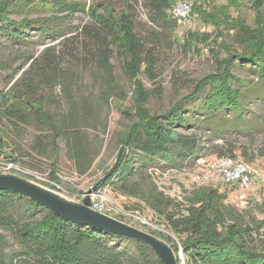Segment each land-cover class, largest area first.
I'll return each instance as SVG.
<instances>
[{"label": "trees", "instance_id": "16d2710c", "mask_svg": "<svg viewBox=\"0 0 264 264\" xmlns=\"http://www.w3.org/2000/svg\"><path fill=\"white\" fill-rule=\"evenodd\" d=\"M176 2L145 0L149 19L176 31L179 24L172 15ZM211 3H194L193 15L215 29L234 30L231 44L224 40L220 51L212 50L215 72L199 79L166 112L152 114L146 107L150 92L141 76L156 80L158 51L137 34L131 11L117 13L109 5L87 6L73 0H0V41L20 52L17 68L0 86V161L18 165L32 154L50 160V178L61 186L58 162L65 152L76 173L85 176L102 154L104 113L115 104L128 122L118 134L114 165L99 166L103 176L94 187L99 191L109 187L115 196L135 200L134 211L150 209L158 229L148 232L171 247L177 264H184L180 253L185 264H264V221L247 220L227 204V192L200 186L175 198L149 174L159 164L182 170L186 161L200 159V138L183 132L195 117L211 123L236 113V119H242L245 92L253 84L235 75V63L249 65L264 87V0L253 2L254 28L229 17L237 0L218 8ZM34 11L53 15L31 19ZM76 13L87 14L92 22L77 29L62 24ZM188 40L214 44L204 34L190 33ZM115 61L133 82L130 108H123L128 92ZM27 138L32 143L26 149ZM224 157L237 155L229 150L220 154ZM258 157L264 158V148ZM30 166L39 169L36 162ZM117 219L124 222V217ZM5 234L18 244L12 254L3 248ZM0 264L164 263L144 241L78 226L27 197L0 191Z\"/></svg>", "mask_w": 264, "mask_h": 264}, {"label": "rangeland", "instance_id": "374dc122", "mask_svg": "<svg viewBox=\"0 0 264 264\" xmlns=\"http://www.w3.org/2000/svg\"><path fill=\"white\" fill-rule=\"evenodd\" d=\"M73 1L85 3L87 6L101 3L111 6L117 13L121 11H131L133 13L137 34L147 45L154 46L158 51L156 80H150L144 75L141 76L146 89L150 92V99L146 107L152 114L166 112L172 104L189 94L199 79L208 73L215 72L217 64L212 50L214 52L220 51L219 45L224 40L231 44V37L235 34L234 30L228 31L224 26L221 29H215L214 26L205 24L196 15H193V4L196 2L202 3L203 0H185L192 5L190 12L192 24L178 27L176 31L155 25L149 19L145 0ZM181 1L184 0H177L175 5ZM211 1L212 6H217L215 8L228 4V0ZM254 1L237 0L238 6L229 9V17L233 20H244L246 25L254 28L256 24ZM52 15L46 11H34L30 14V18H44ZM13 18L16 20L21 19L20 16H14ZM91 22L87 14L76 13L73 17L63 20L62 24L68 28L77 29ZM190 33L209 36L214 44L210 47L205 46L204 43L195 44L188 40ZM19 55L20 52L17 46L0 41L1 87L5 85L8 74L17 68ZM221 57H226L224 51H222ZM115 65L119 78L128 92V100L124 103L123 108H130L133 105L131 100L133 82L125 76L121 65L117 61H115ZM3 66L8 70L4 69ZM248 66H239L235 63L233 67V72L238 78L244 83L253 84L245 92L242 119L237 120L236 113L227 114L226 117L222 116L223 119L219 117L218 121H215L216 118L215 122L211 123H205L195 117L190 127L184 129L183 132L195 134L200 138V159L216 160L220 158L221 153L234 150L237 158L245 160L257 172L251 183L247 187H241L238 184H223L217 175L200 167V159L186 161L182 170L159 164L157 168H152L149 174H152L154 181L162 191L175 198H181L184 190L191 191L200 186L217 187L221 192L228 193L227 204L235 207L247 220L264 221V158L258 157L259 150L264 148V87L259 84L257 74ZM104 122L107 124V132L103 134L100 131V136L104 140V148L98 161L87 175L79 176L73 163L67 160L65 152L61 154L57 174L63 182L60 186L63 189V199L69 202H78L83 195L95 188V183L103 176L102 171L99 169L101 164L112 167L115 163L118 134L122 131L123 125L128 122V119L113 104L110 109H106ZM31 143L30 138L25 139V148L27 149ZM30 162H36L39 169L32 168ZM51 166L52 162L50 160L37 157L34 154L26 155L23 157L22 163L14 165V171L8 170L6 164L0 161V175H13L26 180L23 172H28L34 177L32 181L46 186L45 183L51 180L49 172ZM98 191L96 189L95 193ZM101 192L108 197L109 205L107 209L109 211L104 212L105 214L116 219L124 217V223L147 233L158 229L155 216L150 209L140 207L139 210L134 211V207H137L135 200L119 198L114 195L109 187ZM126 206L131 207V210H126ZM118 209L120 212H118ZM161 231L166 235H170L164 228ZM261 232L264 233V228ZM5 238L7 239L3 246L5 253L12 254L18 249V244L8 234H5ZM179 258L185 264L181 253Z\"/></svg>", "mask_w": 264, "mask_h": 264}, {"label": "water", "instance_id": "95a60500", "mask_svg": "<svg viewBox=\"0 0 264 264\" xmlns=\"http://www.w3.org/2000/svg\"><path fill=\"white\" fill-rule=\"evenodd\" d=\"M0 191H10L27 197L54 211L62 219L78 226L144 241L155 251L164 264H177L173 250L161 239L107 214L92 210L91 196L96 192V188L87 193L82 204H77L66 201L18 176L0 175Z\"/></svg>", "mask_w": 264, "mask_h": 264}, {"label": "built area", "instance_id": "2783aa9c", "mask_svg": "<svg viewBox=\"0 0 264 264\" xmlns=\"http://www.w3.org/2000/svg\"><path fill=\"white\" fill-rule=\"evenodd\" d=\"M191 8L192 5L185 0L179 2L177 5H174L172 15L174 19L177 20L179 27L190 26L192 24V18L190 17ZM199 165L201 168H205L207 172L217 175L219 177V180L226 185L238 184L241 187H247L251 183L253 176L257 175V172H255L254 169L248 163H246L240 158L224 157L212 161L201 158L199 161ZM6 167L8 170L15 169L13 168V164H6ZM23 173L26 177V180L31 184L40 187L44 190H47L55 195H58L60 198L63 199V189L54 181L49 180L47 183H45L46 186H42L39 183L32 181L34 180V177H32L31 174H28V172ZM86 197L87 194L83 195L78 202H73L77 204H82ZM91 201L92 210L99 213L109 211L107 209V206L109 205L108 197L107 195H105V193L98 191L97 193L91 196ZM118 212H120L119 209Z\"/></svg>", "mask_w": 264, "mask_h": 264}]
</instances>
